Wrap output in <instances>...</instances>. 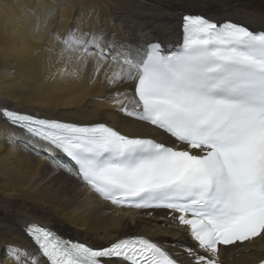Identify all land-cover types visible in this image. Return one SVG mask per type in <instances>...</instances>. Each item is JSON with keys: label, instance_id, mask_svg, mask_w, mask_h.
<instances>
[{"label": "snow or ice", "instance_id": "snow-or-ice-1", "mask_svg": "<svg viewBox=\"0 0 264 264\" xmlns=\"http://www.w3.org/2000/svg\"><path fill=\"white\" fill-rule=\"evenodd\" d=\"M181 33L167 54L159 42L117 49L102 30L52 34L66 65L79 73L91 61L90 83L100 77L113 109L155 136L7 108L0 119L112 205L165 210L195 242L173 245L192 264H221V246L264 239V28L185 14ZM24 231L35 249L9 244L12 264H181L145 236L93 247L37 224Z\"/></svg>", "mask_w": 264, "mask_h": 264}, {"label": "bare ground", "instance_id": "bare-ground-1", "mask_svg": "<svg viewBox=\"0 0 264 264\" xmlns=\"http://www.w3.org/2000/svg\"><path fill=\"white\" fill-rule=\"evenodd\" d=\"M183 14L264 28V0H0V108L76 123L104 122L128 134L155 136L150 127L113 109L100 77L90 83L91 61L79 73L74 65H66L52 34L63 36L77 27L84 32L102 30L105 40L115 41L117 49L123 46L124 51L135 53L159 42L168 53L179 43ZM167 215L114 209L57 167L19 130L0 120L3 264H12L9 244L34 250L21 232L31 223L93 247L124 236H145L160 242L182 264H192L187 253L173 245L195 249V242L175 221L164 219ZM262 258L261 238L220 252L221 264H254Z\"/></svg>", "mask_w": 264, "mask_h": 264}, {"label": "rangeland", "instance_id": "rangeland-1", "mask_svg": "<svg viewBox=\"0 0 264 264\" xmlns=\"http://www.w3.org/2000/svg\"><path fill=\"white\" fill-rule=\"evenodd\" d=\"M228 20H232L234 22H238V21H235L234 19H228ZM243 24V23H242ZM251 28V27H250ZM253 29V28H252ZM59 234H61L60 232H58Z\"/></svg>", "mask_w": 264, "mask_h": 264}]
</instances>
